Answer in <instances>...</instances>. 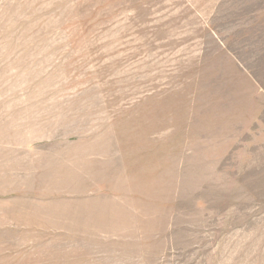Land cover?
<instances>
[{
  "label": "rangeland",
  "instance_id": "obj_1",
  "mask_svg": "<svg viewBox=\"0 0 264 264\" xmlns=\"http://www.w3.org/2000/svg\"><path fill=\"white\" fill-rule=\"evenodd\" d=\"M0 264H264V0H0Z\"/></svg>",
  "mask_w": 264,
  "mask_h": 264
}]
</instances>
